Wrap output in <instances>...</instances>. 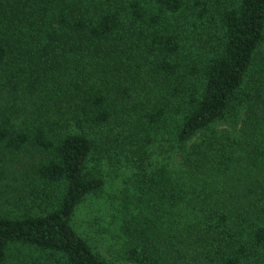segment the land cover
<instances>
[{"label":"trees","instance_id":"obj_1","mask_svg":"<svg viewBox=\"0 0 264 264\" xmlns=\"http://www.w3.org/2000/svg\"><path fill=\"white\" fill-rule=\"evenodd\" d=\"M113 148L130 262L264 264V0H0V264H112L74 218Z\"/></svg>","mask_w":264,"mask_h":264},{"label":"rangeland","instance_id":"obj_2","mask_svg":"<svg viewBox=\"0 0 264 264\" xmlns=\"http://www.w3.org/2000/svg\"><path fill=\"white\" fill-rule=\"evenodd\" d=\"M148 152L149 170L160 166H165L169 170L177 169L180 161L178 150L166 138H156ZM130 157L128 148L124 151L113 148V151L106 155L101 152L91 158L89 167L95 174L102 176L105 185L102 190L83 202L74 218L76 230L87 237L91 246L103 259L112 264H135L125 256L127 237L123 230L125 217L128 215V218L130 214L136 212L133 203L135 176ZM9 180L18 190L23 188L18 178H2L0 182L7 184ZM15 192L17 191H13ZM20 209L14 203L12 206L9 205L7 200L0 197V213L4 210L20 213ZM42 209L33 210V213L39 214ZM27 258L30 259V256Z\"/></svg>","mask_w":264,"mask_h":264}]
</instances>
